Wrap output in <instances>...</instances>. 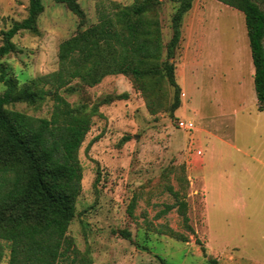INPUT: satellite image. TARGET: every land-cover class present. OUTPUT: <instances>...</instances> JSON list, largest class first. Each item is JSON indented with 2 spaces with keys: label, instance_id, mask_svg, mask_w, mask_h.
Returning a JSON list of instances; mask_svg holds the SVG:
<instances>
[{
  "label": "rangeland",
  "instance_id": "obj_1",
  "mask_svg": "<svg viewBox=\"0 0 264 264\" xmlns=\"http://www.w3.org/2000/svg\"><path fill=\"white\" fill-rule=\"evenodd\" d=\"M111 2L130 5L133 0H79L85 14L80 24L64 5L42 0L37 32L19 31L12 39L14 50L0 56L6 78L21 86L55 72L59 44L96 23L100 8L109 9ZM177 3L159 0L154 10L164 47L173 35ZM27 9L28 0H0V47L1 32L22 22ZM240 17L218 1H193L170 60L181 88L177 110L174 88L159 76L146 80L148 98L123 75L107 76L94 87L76 80L72 91L60 92L71 104L97 108L78 152L81 192L67 231L93 264H264V110L259 112L257 101L232 92L225 82L221 88L211 82L202 88L192 85L194 78L208 79L219 58L227 67L234 62L244 66L243 77L248 78V59L234 52L235 42L242 41L250 55ZM218 38L222 57L215 52ZM181 65L187 67V85H192L185 91L178 82ZM4 91L0 81V96ZM8 108L49 118L53 101ZM179 122L191 130L180 129ZM203 159L210 162L205 170L211 191L206 214L205 190L194 172ZM170 189L186 201L192 232L183 224ZM7 260L4 248L0 264Z\"/></svg>",
  "mask_w": 264,
  "mask_h": 264
},
{
  "label": "trees",
  "instance_id": "obj_2",
  "mask_svg": "<svg viewBox=\"0 0 264 264\" xmlns=\"http://www.w3.org/2000/svg\"><path fill=\"white\" fill-rule=\"evenodd\" d=\"M61 4L80 22L85 14L79 0H52ZM194 0H178L172 17L173 35L164 47L155 8L159 0H133L130 5L111 2L100 8L98 20L62 41L58 69L18 86L6 78L0 66L5 91L0 96V258L8 251L7 264H93L87 251H80L68 235L81 192L82 170L79 149L90 130L97 108L69 103L60 92L72 91L79 80L88 87L103 78L123 75L146 98L151 76L165 78L174 88V109L180 107L181 88L175 78V50L181 40L184 16ZM244 16L254 66L257 109L264 110V0H215ZM42 0H28L27 17L1 32L0 56L14 50L19 31L37 32L43 13ZM165 48V60L161 61ZM53 101L49 118H37L8 107L15 103L40 105ZM183 224L192 232L186 215L187 203L170 189ZM134 202L128 213L132 215ZM168 210L170 207L167 208ZM128 236V235H127ZM202 252L205 249L201 248ZM214 262V261H213Z\"/></svg>",
  "mask_w": 264,
  "mask_h": 264
},
{
  "label": "crops",
  "instance_id": "obj_3",
  "mask_svg": "<svg viewBox=\"0 0 264 264\" xmlns=\"http://www.w3.org/2000/svg\"><path fill=\"white\" fill-rule=\"evenodd\" d=\"M226 6V5H225ZM228 7V6H227ZM234 10V9H232ZM236 11V10H235ZM238 12V11H236ZM241 14L240 17V21L242 20V13L239 12ZM238 19V18H237ZM247 33V32H246ZM245 40V39H244ZM242 41H237L235 42L234 45V52L235 55L237 54V56H239L240 54H244V57L246 56V58L248 59V64L246 62L247 65V70H248V78H244L243 77V67L241 66L239 63H235L233 67H227L225 66V64L223 63V61L219 58V62L218 64H214V66L212 67V69L210 71H208V79H202V80H198V79H192L193 83L192 85L195 86L196 88L198 87H204V85H207L209 82H211V84L213 85V87H215L214 85H219V87L223 85V82H225V85H227L228 89H232V92L235 90L240 91L241 93H243L244 95H247L248 98L252 99L253 102H256V95L254 92V80H253V76H254V66L252 63V58H251V52L250 55L247 52V46L241 43ZM245 41H243L244 43ZM215 52H217V54L222 57V51L220 49V45H219V38H218V42L215 45ZM233 52V53H234ZM214 53V51H213ZM185 64L186 63H182ZM183 65H181L180 70H178V82H180L183 86V90L185 91L187 86H192V85H187V80L185 78L186 76V68L184 69V67H182ZM189 70V71H188ZM188 72H190V69H187ZM191 73V72H190ZM186 87V88H185ZM220 87V88H221ZM224 92L221 90L220 92V96L219 99L221 100L222 96H223ZM233 99H232V105H233ZM245 101V99H242V103ZM227 102L231 103V99H227ZM210 165L209 161H206L203 159V165L197 167L194 172L198 174V180H199V184L202 185L203 189L205 190V197L203 198V205H204V211L206 214V211L208 209L209 206V202H210V198H211V191H210V183L206 180V176H205V170L207 168V166Z\"/></svg>",
  "mask_w": 264,
  "mask_h": 264
},
{
  "label": "built area",
  "instance_id": "obj_4",
  "mask_svg": "<svg viewBox=\"0 0 264 264\" xmlns=\"http://www.w3.org/2000/svg\"><path fill=\"white\" fill-rule=\"evenodd\" d=\"M178 126H179L180 129H183V130H186V131L191 130V125H188L185 122H179Z\"/></svg>",
  "mask_w": 264,
  "mask_h": 264
}]
</instances>
